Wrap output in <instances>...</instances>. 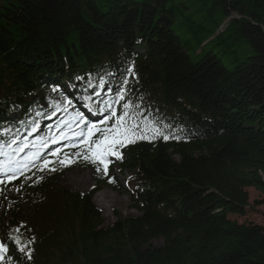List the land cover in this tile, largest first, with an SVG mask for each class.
I'll use <instances>...</instances> for the list:
<instances>
[{
	"label": "trees",
	"instance_id": "trees-1",
	"mask_svg": "<svg viewBox=\"0 0 264 264\" xmlns=\"http://www.w3.org/2000/svg\"><path fill=\"white\" fill-rule=\"evenodd\" d=\"M178 5L196 6L179 32ZM118 91L117 115L130 103L139 117L135 143L117 146L137 214L104 226L99 187L59 181L98 165L66 151L1 182L0 264H264V224L232 219L246 188L264 194V0H0V142L65 97L98 108Z\"/></svg>",
	"mask_w": 264,
	"mask_h": 264
},
{
	"label": "rangeland",
	"instance_id": "rangeland-1",
	"mask_svg": "<svg viewBox=\"0 0 264 264\" xmlns=\"http://www.w3.org/2000/svg\"><path fill=\"white\" fill-rule=\"evenodd\" d=\"M188 1V0H186ZM188 9L182 10L181 6L178 5L176 7L178 15L175 20L174 28L177 32L181 31V29H178L179 25L178 22L180 21L181 17H186L189 13L193 12V8H196L195 5H188ZM182 10V11H181ZM182 12V13H181ZM199 15L193 14L192 20H198ZM183 19V18H182ZM181 19V20H182ZM180 23V22H179ZM224 26L221 27V29ZM248 46L246 43H240L239 45L235 46L236 49H243V46ZM209 46H205L203 48H200V50L206 52L208 51ZM214 51L218 52L221 50V47H217L213 49ZM241 50H238V54H243ZM245 51V50H244ZM247 53H252V49L248 46ZM197 52L196 53H190V57L193 60L197 59ZM235 54L233 56H227L224 54L222 56L223 63L227 66L229 65V62L235 59ZM16 119H18V116H15ZM64 123H61V125H64ZM69 127V126H68ZM75 130H72L68 135L70 137H75L74 134ZM57 133V132H56ZM55 133V134H56ZM54 134V135H55ZM68 137V136H67ZM67 137H63L67 138ZM70 160L69 158H67ZM65 160V159H64ZM102 168H100V173L102 176H107V185L104 186H98L95 183L94 180V174L95 172L90 169H83V168H73L65 172L59 179L60 184L68 189L75 190L78 192H88L93 187H99L97 191L95 192L94 196L92 197L94 205L98 208V210L101 213V219L103 221V225L107 226L114 222L117 219V216L120 215L122 218L127 217L130 215H136L137 212L133 208H131V201L129 198V177L130 173L127 171H120L119 167L114 165L112 166L111 170L105 171L104 164H102ZM131 187H134L133 185ZM107 193L108 199H106V202L104 203L105 206H101L98 204L97 198L101 193ZM246 192L248 194V202L249 206L247 208V211L244 216H232V219L236 220L237 222H250L254 224H264V194L254 188V187H248L246 188ZM109 201V202H107ZM2 208H0V212H2ZM161 243V239H157L153 241V244L159 245Z\"/></svg>",
	"mask_w": 264,
	"mask_h": 264
},
{
	"label": "snow or ice",
	"instance_id": "snow-or-ice-1",
	"mask_svg": "<svg viewBox=\"0 0 264 264\" xmlns=\"http://www.w3.org/2000/svg\"><path fill=\"white\" fill-rule=\"evenodd\" d=\"M125 83H127L125 81ZM100 84L103 86L104 81L101 80ZM53 91H56V89H53ZM95 91V89H93ZM111 91V90H110ZM97 96H99V93H96ZM125 91H118L115 99H110L107 101H104L106 105V109L102 108L99 109V111L104 112V118L99 120V124L101 125H108L110 121L113 123L111 124V127H99L96 123H90L84 113H76L75 120L76 122L83 123L85 127L88 130V138L90 139L95 132L102 133L103 139H100L95 143V149H90L91 151V157L85 155L83 156V159L89 160L91 159L93 163L99 161L101 164H104L105 171L107 170L108 166V160L107 157L114 156L117 159L122 160L123 156L122 154L117 150V146L124 147L126 146V143H135V140L132 139V136H135L137 131H139V125H138V114L136 112L129 113V109L131 106L130 103H123L122 107L124 109L123 114L117 115V110L115 109L114 105L116 103H119L120 101H123L125 98ZM68 106H71V101H68V104L65 106V110ZM57 108H59V105H56ZM91 112V109H89ZM111 113L108 115V113ZM131 121V122H130ZM145 122L148 123L147 119L145 118ZM33 131H35V128H33ZM155 131V130H154ZM159 134V133H157ZM79 135L83 136V132H81ZM146 138L144 135H140L137 137V139H144ZM163 139L167 140L169 139L168 136H163ZM16 141L13 140L11 143H15ZM27 147V144L20 146L18 151H23L24 148ZM4 155H7V153H4ZM53 155H56V153H53ZM38 157L33 154L32 156L28 157L27 159L30 162L35 161ZM73 161H70L65 158V160L61 161L62 164H70ZM11 159L9 158L5 164L0 165V176H7L10 175V177H15L16 173H22L24 169L28 167L27 163L17 162L15 166H9L11 165ZM49 163V161H44L45 166ZM43 170V169H41ZM55 170V169H51ZM17 243H19L17 241ZM8 251L6 245L3 243H0V261H4L6 259V254ZM21 253H24L28 259H31L30 252H27L25 248L21 247L18 249Z\"/></svg>",
	"mask_w": 264,
	"mask_h": 264
},
{
	"label": "bare ground",
	"instance_id": "bare-ground-1",
	"mask_svg": "<svg viewBox=\"0 0 264 264\" xmlns=\"http://www.w3.org/2000/svg\"><path fill=\"white\" fill-rule=\"evenodd\" d=\"M61 91V90H60ZM71 97H72V99H76V96L75 95H71ZM72 103H74V102H72ZM72 106H70V108H71ZM73 108V107H72ZM80 110H81V106H80V108H75V110H72V114H71V116H74V118H75V115H76V113H78V112H80ZM66 113V112H65ZM108 194L107 193H105V192H103V193H101L99 196H98V198H97V200L96 201H98V204L99 205H101V206H105V202H106V199H108ZM107 202H109V201H107Z\"/></svg>",
	"mask_w": 264,
	"mask_h": 264
}]
</instances>
